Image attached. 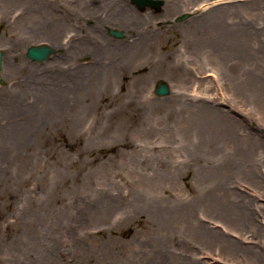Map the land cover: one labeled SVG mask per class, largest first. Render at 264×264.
<instances>
[{
	"label": "rangeland",
	"instance_id": "obj_1",
	"mask_svg": "<svg viewBox=\"0 0 264 264\" xmlns=\"http://www.w3.org/2000/svg\"><path fill=\"white\" fill-rule=\"evenodd\" d=\"M145 29L149 43L138 47ZM200 37L243 46L220 60L196 44ZM42 42L56 53L28 58ZM257 46L264 49V0H165L159 11L132 0H0V264H191L190 256L254 264L181 220L207 192L197 177L208 160L182 139L190 107L221 106L264 140V76L256 88L244 74L264 75V60L251 54ZM160 78L169 95L155 94ZM113 93L132 103L122 107ZM171 157L181 167L173 175ZM239 189L258 197L244 182ZM166 210L180 211L166 219ZM200 214L251 244L211 211Z\"/></svg>",
	"mask_w": 264,
	"mask_h": 264
},
{
	"label": "bare ground",
	"instance_id": "obj_2",
	"mask_svg": "<svg viewBox=\"0 0 264 264\" xmlns=\"http://www.w3.org/2000/svg\"><path fill=\"white\" fill-rule=\"evenodd\" d=\"M235 2L237 0H228ZM148 29V28H147ZM142 30L141 34L135 40L138 47H142L145 43H149L146 39L151 29ZM209 41L200 37L196 44H200V48H210L216 53L220 60H225L224 56L238 53L243 46L242 42L233 46L232 41L229 43L218 42L209 44ZM203 45V46H202ZM202 46V47H201ZM252 46H255L252 44ZM259 55L264 60V49L257 46L256 50L251 54ZM238 55V54H237ZM237 57V56H236ZM83 73V72H82ZM229 74L223 72L224 77ZM246 74V85H257L263 83L262 75L257 69H252ZM258 74L259 76L255 75ZM75 78L69 80L68 86H75L79 81L80 72L76 71ZM250 77V78H249ZM108 81V78L106 79ZM243 82V80H241ZM62 86V85H61ZM113 99H120L121 95L113 93ZM132 101H123L122 107H128ZM264 105V103H263ZM264 119V106L257 107ZM62 110L60 107L59 111ZM44 116L47 114L44 108ZM188 122L187 130L182 139L183 149L199 154H206L207 163L198 168V186L206 188L201 197L195 200L194 204L188 209L183 208L181 220H186L189 227L194 224L195 232L211 240L215 235L226 240L236 250V256H249L254 264H264V245L261 238H264V223H258V214L262 212V205L256 200L261 197L264 186V140L262 137H256V130H252L249 126H245L243 121L237 120L229 109L223 107H190L187 113ZM247 134V141L244 140V134ZM186 143V144H185ZM173 144V143H171ZM171 148L170 145H168ZM192 152V153H193ZM194 159L196 157H193ZM186 164V163H185ZM184 164V165H185ZM180 164L171 157L166 163L168 174H176L180 170ZM251 185L259 194L258 197H252L242 192L239 187L242 183ZM180 210H166L165 218L168 219L174 213ZM201 211L212 212L215 219L222 222L227 228L231 229V225L235 227V235H245L251 244H243L238 238L234 239L230 236V232L218 229L209 224L206 219L201 216ZM176 216V215H175ZM207 216V215H206ZM178 217V216H176ZM198 217V218H197ZM172 218V217H171ZM194 222H192V221ZM209 237V238H207ZM191 264H204L201 260L193 259L191 256L186 258Z\"/></svg>",
	"mask_w": 264,
	"mask_h": 264
},
{
	"label": "water",
	"instance_id": "obj_3",
	"mask_svg": "<svg viewBox=\"0 0 264 264\" xmlns=\"http://www.w3.org/2000/svg\"><path fill=\"white\" fill-rule=\"evenodd\" d=\"M140 9L144 10L147 7L155 8L159 11L162 9L165 0H132ZM190 16L189 12L183 13L177 17L178 21H183ZM109 33L117 38H123L124 32L118 28H109ZM57 49L48 43L32 44L27 48L26 55L32 60L43 62L48 59L52 54L56 53ZM5 51L0 49V71L3 67ZM155 93L159 96L168 95L171 92L169 82L165 79H159L155 85Z\"/></svg>",
	"mask_w": 264,
	"mask_h": 264
}]
</instances>
